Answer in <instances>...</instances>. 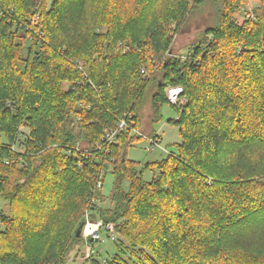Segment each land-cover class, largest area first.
<instances>
[{
    "label": "trees",
    "instance_id": "obj_1",
    "mask_svg": "<svg viewBox=\"0 0 264 264\" xmlns=\"http://www.w3.org/2000/svg\"><path fill=\"white\" fill-rule=\"evenodd\" d=\"M206 1L0 0V264H63L86 212L115 225L107 264H264V11L242 26L224 15L230 0H211L212 41L162 57L170 22ZM151 84L157 118L168 88L189 99L170 120L177 153L141 165L128 150L142 136H105L125 114L138 128ZM17 139L24 168L3 162Z\"/></svg>",
    "mask_w": 264,
    "mask_h": 264
},
{
    "label": "rangeland",
    "instance_id": "obj_2",
    "mask_svg": "<svg viewBox=\"0 0 264 264\" xmlns=\"http://www.w3.org/2000/svg\"><path fill=\"white\" fill-rule=\"evenodd\" d=\"M237 2L240 4V8L238 9H236ZM259 8H262L264 11V0H230L229 6L224 15L231 16L235 19V22H238V24L242 26H246V19H254V12L256 13ZM218 20V11L213 5V2L208 0L203 6L195 8L190 13L182 27L178 28L175 23L170 22L168 31L172 41L170 48L163 52L164 54L162 53V57L167 60L179 59L181 61H187V58L191 54L190 52H192L194 48L205 47L210 41H212V37L208 36V32L209 29L217 26ZM102 31L105 32L106 30L104 29ZM257 37V34L251 32L252 40H258ZM126 49L124 51H126ZM232 54H234V51H232ZM228 85L229 87H234L232 79L228 82ZM155 89V85L151 84L146 91L143 106L140 111L138 131H141L145 136H158L161 140L160 145L162 148L166 149L168 152L177 153L176 145L181 143L180 127L175 123H171L170 120H177L179 114L172 104L166 103L161 107L160 117L157 118L158 115L155 114L152 107V97L156 92ZM188 99L189 98L186 96V101L182 107H185L188 104ZM24 131L27 132L25 129ZM148 146V141L145 137H142L133 145V147L129 148L128 159L137 162L138 164L145 165L149 162L161 161L167 157V153L159 149H156L154 152L147 151ZM259 155L264 157V153H259ZM157 173L158 170L146 171L144 174L145 181H151L153 176ZM113 185L114 177L112 174H108L104 178L102 189L103 195L102 198L98 200V208H108L111 204ZM128 187L129 181L126 180L124 183V189L127 190ZM0 209L8 214L9 203L0 199ZM89 219L94 223H104L100 218L93 220L90 217ZM123 221L124 220L122 219L119 223H122ZM103 235V241H98L97 244L91 246L89 241L92 240L93 235L83 234L81 231L80 236H77L80 240L70 249L63 264H91L88 256L90 246L94 251L91 257L95 256L94 258H97V254L100 253L101 257L99 259L103 264H107L104 263L105 261L109 262L110 260H113L118 251L115 249L112 240L117 239L118 236L113 234V239L109 241L106 234L103 233Z\"/></svg>",
    "mask_w": 264,
    "mask_h": 264
},
{
    "label": "built area",
    "instance_id": "obj_3",
    "mask_svg": "<svg viewBox=\"0 0 264 264\" xmlns=\"http://www.w3.org/2000/svg\"><path fill=\"white\" fill-rule=\"evenodd\" d=\"M129 51V48L126 49L125 53ZM142 73L146 75L145 70H142ZM148 76H146L147 79ZM76 87H72V90H75ZM102 91V90H100ZM184 90L182 87H170L166 90V96L169 102L175 106V107H182L184 104L185 97L183 96ZM11 105V104H10ZM130 131L132 134H136L142 137H145L148 141V148L147 151L154 152L156 149H159L163 152H166L167 155H170L171 152H168L166 149L161 147V140L159 137H151V136H145L141 131H138V128L136 127V121L133 114H125L122 116L118 122L115 125V128L113 130H110L106 133L105 140L107 143H112L115 140V137L117 134L124 133ZM98 146V144H97ZM9 152H11L10 156H5L3 159V162L5 165H10L13 162H17L18 166L20 168L27 167L28 164L23 160V158L18 157H12L13 154H19L24 156L26 153L25 146L21 145L19 143V140L17 139V142L14 145H9ZM1 158V154H0ZM103 184L102 182H98L96 189H102ZM89 214L86 212V220L82 229L83 234H90L93 235L92 240L96 241H103L104 235L103 231L106 230V232H110V236L112 237L113 234H115V225L112 223L104 224V223H94L89 219ZM0 222H1V215H0ZM113 238V237H112ZM89 258L94 253L92 247L89 248Z\"/></svg>",
    "mask_w": 264,
    "mask_h": 264
},
{
    "label": "water",
    "instance_id": "obj_4",
    "mask_svg": "<svg viewBox=\"0 0 264 264\" xmlns=\"http://www.w3.org/2000/svg\"><path fill=\"white\" fill-rule=\"evenodd\" d=\"M83 225H84V224H82L81 227H80V229L78 230V233H77V236H78V237H79L80 234H81V231H82Z\"/></svg>",
    "mask_w": 264,
    "mask_h": 264
},
{
    "label": "bare ground",
    "instance_id": "obj_5",
    "mask_svg": "<svg viewBox=\"0 0 264 264\" xmlns=\"http://www.w3.org/2000/svg\"><path fill=\"white\" fill-rule=\"evenodd\" d=\"M113 239V238H112Z\"/></svg>",
    "mask_w": 264,
    "mask_h": 264
}]
</instances>
